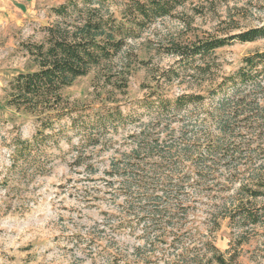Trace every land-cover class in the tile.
Segmentation results:
<instances>
[{
	"label": "trees",
	"instance_id": "16d2710c",
	"mask_svg": "<svg viewBox=\"0 0 264 264\" xmlns=\"http://www.w3.org/2000/svg\"><path fill=\"white\" fill-rule=\"evenodd\" d=\"M219 2L69 0L54 8L57 21L43 29L44 41L26 46L37 69L18 74L7 85L6 106L33 118L36 126L32 140H14L15 160L28 163L40 154L47 155L48 141L76 138L71 149L72 165L83 167L88 178L98 174L100 169L91 161L113 148L114 132L92 131L114 127L122 118L121 108L104 107L91 112L88 107L72 103L63 92L94 69H102L101 80L106 85L114 86V80L119 79L123 85L120 89H126L132 67L143 63L137 46L145 45L144 35L156 22L175 19L180 9L195 3L198 7L192 8L194 18L203 16L206 10L207 16H218ZM229 12L215 32L196 33L191 40L174 35L159 38L163 54L174 58L178 68L186 65L187 90L193 92L170 99L163 88L180 73L169 68L161 72L164 85L155 79L143 102L147 111L162 113L210 101L213 107L209 117L219 136L236 138L252 133L261 137L256 131L264 130V52L245 57L238 71L222 78L217 74L220 65L215 53L236 42L264 39V26L239 31V24L229 18ZM181 21L186 28L192 26L185 18ZM145 42L152 45L151 41ZM151 104L158 105L150 108ZM236 127L252 132H233ZM189 133L134 132L125 138L130 149H116L108 168L101 172L99 180L107 187L104 193L112 200L124 197L125 215L141 213L137 222L124 218L113 230H134L142 218L148 217L143 246L136 249L133 264H235L236 250L250 241V233L257 227L264 228V149L226 152L218 143L199 153L191 149L196 136ZM174 155L195 159L196 163L184 170L156 161ZM192 186L201 191L209 187L212 192L205 232L193 223L194 234L174 235L171 239L172 230L186 228V223L175 220L186 216L190 209L183 195ZM140 201L155 205L142 207ZM223 223L242 231L225 252L218 247ZM167 244L174 249L172 254L155 252Z\"/></svg>",
	"mask_w": 264,
	"mask_h": 264
},
{
	"label": "rangeland",
	"instance_id": "374dc122",
	"mask_svg": "<svg viewBox=\"0 0 264 264\" xmlns=\"http://www.w3.org/2000/svg\"><path fill=\"white\" fill-rule=\"evenodd\" d=\"M68 1L0 0V264H133L136 249L143 246L144 222L148 217L142 218L134 230H113L124 218L137 222L141 213L126 216L124 197L112 200L104 193L107 187L99 178L108 168L116 149H130L125 145V138L134 132H176L177 135L190 132L188 136H196L191 149L199 153L218 143L226 152L264 149V130L256 131L261 132V137L251 136L252 133L236 138L219 136L220 131L209 117L213 107L210 101L201 106L162 113H157L156 109L147 111L143 102L156 83L155 79H160V84L164 85L161 72L169 68L179 71L180 77L164 86L165 94L175 99L193 92L187 90L186 65L183 69L178 68L174 58L163 54V46L158 43L160 37L174 35L191 40L193 34L215 32L228 11L229 18L239 24V31L264 26V0H220L218 16H207L206 10V14L194 18L192 8L198 7L195 3L180 9V16L175 19L156 22L144 35L145 41H151L152 45L143 41L144 46H137L139 60L143 63L132 67L126 89H120L123 85L119 79L114 80V86L106 85L101 80L102 69H94L63 92L72 103L88 107L91 112L104 107L121 108L122 118L114 127L92 131L114 132L113 148L91 161L100 169L98 174L88 178L83 167L72 165L71 149L76 138L48 141L47 155L40 154L28 163L16 161L12 149L14 140H32L36 126L33 118L6 106L7 85L18 74L37 69L26 46L44 41L43 29L57 21L53 9ZM182 18L192 22V26L186 28ZM261 52H264V39L245 44L236 42L220 49L215 53L220 65L217 74L222 78L235 73L245 57ZM233 132L252 131H241L236 127ZM194 160L174 155L156 161L186 170L195 165ZM94 190L101 192L96 194ZM211 194L209 187L202 191L194 186L187 188L183 198L191 207L186 216L175 220L186 223V228L184 231L172 230L171 239L174 235L194 234L193 223L205 232ZM138 204L142 207L155 205L145 201ZM241 233V230L228 228L223 223L218 233L219 249L222 252L228 250L230 241ZM154 235L151 233L150 237ZM250 236V241L236 250L235 264H264V228L257 227ZM155 252L172 254L174 249L167 244Z\"/></svg>",
	"mask_w": 264,
	"mask_h": 264
}]
</instances>
